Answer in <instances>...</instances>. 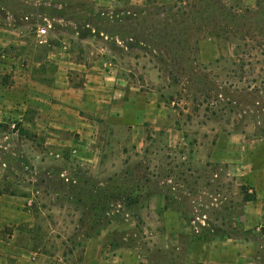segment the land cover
Wrapping results in <instances>:
<instances>
[{"label": "rangeland", "instance_id": "obj_1", "mask_svg": "<svg viewBox=\"0 0 264 264\" xmlns=\"http://www.w3.org/2000/svg\"><path fill=\"white\" fill-rule=\"evenodd\" d=\"M193 1L0 0V264H264V222L238 229L264 163V98L238 96L258 80L224 72L241 103L211 122L190 95L233 46L156 48Z\"/></svg>", "mask_w": 264, "mask_h": 264}, {"label": "trees", "instance_id": "obj_2", "mask_svg": "<svg viewBox=\"0 0 264 264\" xmlns=\"http://www.w3.org/2000/svg\"><path fill=\"white\" fill-rule=\"evenodd\" d=\"M195 2H197V0H194L192 2L194 4L190 6L191 11H195L193 14L188 13L185 18L172 15L176 18L172 22L169 21L170 19L164 20V29L170 30L171 32L157 36L158 46H156V48L163 46L162 44H166L167 42L176 43L177 46L191 43L194 47H197L200 39L199 36L194 34L196 32H199L200 35L202 33H208V37L233 46V57L227 59L223 57L220 58L221 63L216 70L213 68H203L204 71L211 70L216 76H213L212 81H208L210 76L208 74H201V78L199 79L198 77L195 81L192 94L190 95L192 100L197 101L202 98V103H205L207 106L204 110V112L208 114L205 116L207 120L211 122L223 121L226 112H228L226 106L241 103L237 101L231 102L230 94L226 90H223L221 83L219 84L221 80L224 85L229 83V75H225L224 78L222 75L224 72L229 74L232 71L231 67L237 68L234 72L239 71L241 79L254 78L258 80L257 83L253 81V83H255L254 87L251 85L247 87L246 91L241 93L238 98L247 99V97L253 96L264 98V11L255 14L248 10L240 14L232 7L227 8L222 2L213 3L212 0H200V3L206 7V11L200 13V9L196 8L197 5ZM257 3V7H260L261 0H257ZM175 6L174 4V7ZM174 7L172 6L166 10H173ZM172 29L178 31L172 32ZM145 44L147 47L156 50L155 44L153 45L151 42H145ZM193 60L194 59H192V61ZM194 73H197L196 69ZM194 75L195 74H193V76ZM203 85L207 87L209 85V87L203 88ZM258 113L264 112L259 111ZM261 115L262 117L264 116V114ZM254 199V195H246L244 197V202H250ZM238 229H243L242 224L238 226ZM210 240L211 239H205L199 236L196 242L207 243Z\"/></svg>", "mask_w": 264, "mask_h": 264}, {"label": "crops", "instance_id": "obj_3", "mask_svg": "<svg viewBox=\"0 0 264 264\" xmlns=\"http://www.w3.org/2000/svg\"><path fill=\"white\" fill-rule=\"evenodd\" d=\"M246 184L250 186L251 188L250 192L255 196V199L253 201L246 202L243 205L242 226L243 229L246 231L258 230L262 222H264V163L255 165L252 168L247 178ZM161 197L164 203V197L163 196ZM21 199L24 198H20L19 200ZM30 209H31V205L29 208V212ZM205 244L207 243H197V246H202ZM194 249L191 248L187 253L186 257L193 255Z\"/></svg>", "mask_w": 264, "mask_h": 264}, {"label": "built area", "instance_id": "obj_4", "mask_svg": "<svg viewBox=\"0 0 264 264\" xmlns=\"http://www.w3.org/2000/svg\"><path fill=\"white\" fill-rule=\"evenodd\" d=\"M40 33H41L42 35H45V34L47 33V30L43 29V30L40 31Z\"/></svg>", "mask_w": 264, "mask_h": 264}]
</instances>
